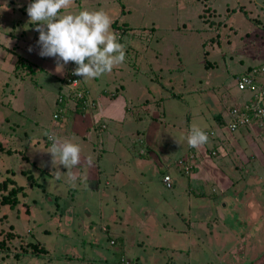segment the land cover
I'll list each match as a JSON object with an SVG mask.
<instances>
[{"label":"rangeland","instance_id":"rangeland-1","mask_svg":"<svg viewBox=\"0 0 264 264\" xmlns=\"http://www.w3.org/2000/svg\"><path fill=\"white\" fill-rule=\"evenodd\" d=\"M32 2L33 0H0V177L3 174V177L11 176L15 172L16 182L27 187V196L16 209H0V229L4 227L7 231L9 222L27 239L26 242H39L47 250L45 256H42V259H49L45 260V264L54 257L60 258L59 255L66 252L68 256L62 257L63 260L55 258L51 264H74V257L71 253L68 254L69 250H73L64 246L74 247L72 242L81 241L74 236H80L89 243L87 251L92 255V251L96 250L98 255H102V252L108 255L107 249L110 250L113 246L110 242L116 241L119 229L130 225L131 236H136L133 226L138 224L141 217L146 222L154 220L155 217L149 219V213L152 212L158 217L155 226L164 225L165 228L163 231L159 230L162 232L161 236L154 242L166 245V255L170 254L174 258L177 256V261H181L184 254L176 253L175 248L178 250V247H183L189 239L199 244L197 241L200 239L194 233L198 232L197 227L191 226L196 218L189 217L188 227V213H185L186 220L178 212L191 209V214L196 213L201 209L198 205L200 201L188 193L174 198L181 191L180 183H185L187 178L174 167H169L168 161L165 162L163 157L171 156L173 160L186 153V131L194 124L199 127L208 126L201 115L222 113L224 116V112L234 104L230 94L242 95L243 98L244 93L241 94L238 90L237 80L246 74L245 70L252 69L255 82L264 87V0H209L213 15L205 12L206 6L201 0H73L71 8L61 10V14L103 10L117 24H111L117 38L124 35L121 44L125 46L126 59L121 65L98 78L84 80L80 77L82 86L89 89L91 99L101 97L102 88L111 95L109 88L115 89L130 83L132 86L137 83L148 84V93L137 89L138 84L136 89L126 90L124 95L131 106L167 98L172 93L178 95L167 98V102L158 110L159 113L156 112L154 117L161 116L159 121H150L153 124L151 132L158 135L156 141L159 152L154 153L156 157L146 159L152 157V154L146 156L145 152L144 160L139 153V148L146 150L144 138L147 134L144 133L140 136L133 135L132 140L120 137V134L117 140L110 137L103 144H98L95 140V147H105L106 150L112 148V151H106L104 155H99L98 152L94 155L102 157L98 156L97 162L104 174H111L113 181H109V185L103 184L106 178L103 176L98 186L85 180L86 177L79 176L76 167L73 169L78 175L75 185L68 183L66 176L57 180L56 170L51 165V154L45 152L50 147V144L45 143L46 133H51L53 125L59 124L60 127L64 122L58 123L52 118L57 98L66 91L60 79L76 65L69 62L64 66L63 74H60L55 70V58L38 55L39 32L27 14V7ZM133 46H139L143 54L134 58L131 50ZM30 47L33 49L31 52ZM159 56L162 61L169 60L172 67L186 62L189 69L165 70L155 63ZM132 61L141 63L142 71L139 73V81L134 83L132 73L138 64L135 62L132 67ZM151 63L152 71L147 66ZM260 66L261 68H256ZM181 80L185 82L181 83ZM181 85L186 86V89L181 88ZM110 95L107 100L102 101L101 106L109 103ZM222 95H227L225 102L222 101ZM116 107L118 106L112 105L108 109L116 110ZM163 108L166 110V118L161 115ZM139 121L140 118H137V122L124 127L125 132L128 127L136 129L145 125V121ZM155 121H158L157 124H154ZM161 122L169 124V127L155 130L154 126ZM62 126L61 129H53V133L61 139L62 133L59 132H62ZM110 127L115 128L116 135L119 127L121 128L118 121ZM73 137L72 141L70 138L69 140L75 144L79 142L84 150V157H93L89 150L92 146L85 143V139L76 135ZM254 145V153L245 162L259 154L258 147ZM7 150H13V154L8 155L4 152ZM230 150L232 149L229 148V154L233 152ZM231 155L232 159L227 158L230 172L226 170L224 173L232 175L239 183L238 188L243 189V182L246 183L249 172L247 174L246 169H241L240 159L233 153ZM180 162L182 160L179 159L178 163ZM192 163L191 160L187 170ZM250 165L256 166L254 170L248 167L249 171L255 173L254 176L260 175L264 186V173L258 171L260 168L256 163L247 166ZM166 167L169 168L173 184L175 180L178 182L172 189L162 183V172ZM22 170L30 172V181L35 180L38 184L36 187L28 188L29 173L24 176ZM60 171L66 173L67 169L61 165ZM193 183L197 184L192 182L191 185ZM96 187L100 188L95 191ZM203 188L205 192L208 191V186L204 185ZM239 189L234 185L231 191L236 193ZM128 213L131 216H127ZM133 213L136 218L132 217ZM120 223L121 226L118 225ZM258 225L259 229L254 228L255 232H260L256 238H250L251 225L247 229L235 226L234 235L249 237L248 244L243 242L248 245L245 254L238 256L239 251L233 250L225 257L220 250L215 249L213 252V249H207L201 253L200 258H204L209 264H264V227ZM106 227L111 229L101 231ZM56 228H59V232ZM198 228L203 236L206 230L200 226ZM113 229L115 237L111 238L109 232ZM94 235L97 237L96 244L90 242ZM175 237L181 245L173 242ZM213 237L216 242L223 240L222 236ZM139 241L146 248L149 240L145 236H139ZM18 242L21 243L20 240ZM56 244L59 246L57 249ZM31 260L33 257H26L18 264H28ZM104 262L105 260L99 264H105ZM0 264H3L1 257Z\"/></svg>","mask_w":264,"mask_h":264},{"label":"crops","instance_id":"crops-1","mask_svg":"<svg viewBox=\"0 0 264 264\" xmlns=\"http://www.w3.org/2000/svg\"><path fill=\"white\" fill-rule=\"evenodd\" d=\"M120 39H123V35L120 38H118L119 41ZM138 40L141 39H136V41ZM119 43H121V41ZM131 50L134 58H136L140 54H143L142 51L140 52L141 48H139V46H133ZM158 59L160 61L156 60L155 63H158L159 66L165 70L172 71V70L180 69L184 71L186 69L187 70L189 69V67H187L186 62L185 63L180 62L178 67L177 66L172 67V64L169 62V60L162 61L160 56L158 57ZM138 63L139 62L137 61V64ZM152 65H153L152 63L150 65L147 64L148 69L150 71H152L151 70ZM141 72H142L141 67L135 66L132 73V75L135 78L133 80V83L135 81L137 82L139 81V73ZM167 79L171 80L168 77ZM137 84L139 85L137 89H142L144 90V92H147L148 84L147 85L145 83H137ZM136 85L132 86V83H130V84L120 85V87H117L115 89L109 88L111 92V95L110 94L109 95L111 96V98L110 100H108L109 103L106 104L105 106H101L102 101L107 100V96L109 95H107L106 93L108 92L105 91L104 88H102L101 97L97 98L100 100V106L98 108H94L90 111H86L81 114L69 113L68 115H66L67 116L66 127L68 128V132H70L71 134L70 135L71 141L74 138L73 135H76L78 138L82 140L85 139L84 140L85 143H88L89 146L90 145L92 146L91 149L89 150L92 151L93 158L95 160L94 166L91 167L90 169H86L83 165L76 167L77 170L76 173L81 177L82 176L86 177L85 180H87L90 183H94L97 186L101 182L102 180L101 178L103 176H106V178L104 177L105 180L103 181L104 182L103 184L109 185V181H112L111 174L109 175L104 174V171H102L101 167L99 166V162H97V159L101 157L99 156L100 153L104 155L106 151H112V148L106 150L105 147L104 148L100 146L95 147L96 145L94 144L95 140H97L98 144L100 143L103 144L104 142L107 141V138L110 137L111 138L114 137V139L117 140L119 138V134L120 137L125 136L127 140L129 139L132 140L131 138L133 135L136 136L141 135L138 133L140 127L136 129H130V127H128L127 132H125L124 127H127L137 122V118H140V121L143 120L147 122V119L145 118L146 113L150 112L154 117V115H156V112H158L159 110L156 109L153 105L155 104L154 101H156L157 99L154 101H145L141 105L133 106V107L131 106V104L127 103L124 94L127 89L130 88L136 89ZM181 88L186 89V86L181 85ZM104 93L106 94V96L104 95ZM113 96H115L116 99ZM166 100L164 102H167ZM112 105L118 106L116 107V110L108 109V107ZM134 107L136 108V110ZM161 115L164 118H166V110L164 108L162 110ZM104 120L106 122H104ZM157 120L159 121L160 117ZM117 121L118 123H120L121 128L119 127V130H117V132L119 133L116 135L115 128L114 127L111 128L110 126L116 123ZM205 121L208 124V126L200 127V128H204V129L221 128L218 131L217 137L213 139L211 145L208 146L216 150L218 152V155L216 157H211L210 155H207V153H205L206 148H204L203 146H200L199 148H195L199 156V158L197 159L198 170L193 176H191V178H187L185 183H183V181L180 183L181 191L174 196L175 198L176 196H181L184 193H188L189 196H192L194 197V199L200 201L198 203L199 207L201 208L200 211L191 214V211L193 210L189 209L188 211H184L183 209L182 213L180 212L178 213L183 217V219H186L185 213H188L187 214L188 227L190 220L189 217L196 218L191 226L197 227L198 232L194 231V233H196L197 238L200 239L197 242H199V244L201 245L196 244L195 242H193V240L189 239L188 242H186L183 245V247H178V250L177 248H175L176 253L179 252L181 254H184V258L179 262L177 261V256H175L174 258L170 254L166 255L168 251L165 249L166 245L154 242V240L158 236H161L162 232L160 231H163L165 229L164 225L155 226L156 222L158 221L157 220L158 217L157 215H155V213L153 215V213L151 212L149 213L150 214L149 219H151V217H155L154 220L150 222H146V220H144V218L141 217L138 221V224L136 226H133L137 234L136 236H131L132 230L130 232V225L124 226L122 229H119L118 232H116V238H115L116 241L114 242V244L116 245L113 244L110 250L107 249L108 255L103 252L102 255L101 254L98 255V250L92 251L94 253L92 255L87 251L89 247V243L85 242L80 236H74L76 237L77 240H81V241L72 242L71 244L74 245V247L64 244L65 247H69L70 249L73 250L71 252L69 250L68 254L71 253V255L74 257V259L72 260L74 264H99L103 260L106 261L105 264H116L120 260V258H125L129 261L134 262V264H204L205 262L206 264H209V262L206 261L204 258L202 259L200 258L201 253H203L204 250L207 249L208 250L213 249L212 250L213 252L215 249H217V251L220 250V253L225 255V257L227 254H230L233 250L239 251L238 256L245 254V252L248 249V245H245L243 242H246V244H248L249 237L246 236L238 237L234 235L235 226H237L236 228L240 227L242 229L243 228L247 229V226L251 225L252 230L250 231V235H251L250 238H256V235L260 233L254 231V228L256 230L259 229L258 224L264 227V191H263L264 186L262 184L263 179H261L260 175L254 176L255 173L249 171L248 167H250L251 170H254L253 168H256V166L254 165L247 166L249 164L256 163V165H258V167L260 168L258 171L264 173L262 171L264 170V130L261 133L260 132L256 133L243 129H240L236 132H229L226 129H223L222 128L223 126L222 127L219 126L218 122L214 120L212 117L207 118V120ZM97 122L101 123V129H102L101 131H98L96 129V126L99 124ZM149 122H147L148 126L145 132V134L147 135L144 138L146 140V142L144 143L146 150H142L139 148V153L141 155L143 154V158L145 156V152H146V156L148 154L149 155L152 154V157H146V159L156 157L154 153L159 152L156 141L158 135H156L154 132L153 133L151 132L153 128H151L152 126H150L149 129ZM158 126H155V130L157 129L163 130V127H169V124L167 123L163 124L161 122L159 123ZM65 138L69 140L68 137ZM77 144L79 145V142ZM253 144H255L254 146L258 147L259 154L257 156H253L252 160L248 159L250 160L249 162L248 161L245 162L247 158H250V154L252 155L253 152L252 148H254ZM229 148L232 149L230 151L231 152L233 151L232 153L237 158L240 159L242 163L240 165V168L246 169L247 174L249 172V177L248 179L245 180L246 183L243 182V184L245 185L243 186V189L238 188L239 185L237 184L239 183L235 181L232 175L228 173L227 175L224 173L227 172L226 170L230 172V166L227 165V158L232 159L233 155H231L232 153L231 154L228 153ZM96 152L99 153L98 155L99 157L97 155H96L97 157L94 156ZM81 156L82 158L84 157V150H82ZM163 158L165 162L169 160L168 157H163ZM146 159L144 158V160ZM168 162H172V161H168ZM168 175L170 174L168 173ZM174 182H175V186H177L178 182L176 180ZM192 182H197V184L193 183V185H191ZM203 184L208 186L207 192L204 191ZM234 185L237 187V189H239L238 191L236 190V193H233L231 191ZM99 188L100 187H96L95 191H97V189ZM259 191L261 192L259 193ZM129 213L127 216H131V214ZM70 215H72V211H70ZM132 217L136 218L134 213ZM66 218H70V217H66ZM118 225L121 226L122 224L120 223ZM198 226L203 227L206 230L203 236H201V232L199 231ZM208 227H209V231H207ZM56 229L59 232L58 230L59 228ZM108 229L111 228L106 227V229H101V231L107 232L109 231ZM243 232L244 231H241V233ZM109 234L111 238L115 237L114 229L112 232L110 231ZM214 235L215 237L222 236L221 238H223V240H219V242H216L213 237ZM139 236H145L149 240L147 242L146 248H143L144 244H141V242L139 241ZM96 241H97V237H95L94 235L93 240H91L90 242L96 244ZM173 242H176V245H181V242L178 241L176 237L173 239ZM58 247L59 246L56 244V249ZM262 248L264 249V247ZM66 253L63 255H59L60 258L54 257L53 259L58 258L63 260V258H65L64 256H68ZM47 258L48 257H44L43 259L35 258V260H31L27 262L28 264H33V263L45 264V260L46 261L49 260ZM106 258L109 260H106ZM53 259H51V261H49L48 264H51ZM65 264L68 263L65 262Z\"/></svg>","mask_w":264,"mask_h":264},{"label":"clouds","instance_id":"clouds-1","mask_svg":"<svg viewBox=\"0 0 264 264\" xmlns=\"http://www.w3.org/2000/svg\"><path fill=\"white\" fill-rule=\"evenodd\" d=\"M72 5L73 0H33L28 5L30 22L39 32L38 55L55 58V70L60 74H63L65 65L73 62L76 67L72 74L84 80L110 73L126 59L125 46L118 42L112 31L110 16L103 10L61 14L62 9H69ZM32 50L30 47L29 51ZM46 135L51 143L45 152L51 154L55 178L66 176L68 183L75 185L78 177L73 169L81 165L90 169L94 166V158L91 155L82 158L81 147L68 139L51 133ZM186 140L190 147L199 148L208 142V135L194 124ZM61 165L67 169L66 173L60 171Z\"/></svg>","mask_w":264,"mask_h":264},{"label":"trees","instance_id":"trees-1","mask_svg":"<svg viewBox=\"0 0 264 264\" xmlns=\"http://www.w3.org/2000/svg\"><path fill=\"white\" fill-rule=\"evenodd\" d=\"M201 2L204 6H206V8H205L206 10L204 9L205 12H210L211 15H213L214 11L209 8V5H210L209 0H201ZM112 24H114V26L117 25L113 21H112ZM124 27H125V25H124ZM122 40L123 39H120V41H122ZM135 62L137 63V61H132V67L135 66V64H134ZM140 65H141V63H138V66H140ZM256 68L259 69V68H261V66L256 67ZM72 71H73V69L68 70L65 77L63 76L64 78L60 79L61 84L64 83V85L66 87V91H65V93H61L62 97H63L62 102L59 103L58 98H57L56 103H55L56 104V111L55 112H57L59 109H64L63 115L59 119H54L52 116L53 120L57 121L58 123H62V121H64L63 126L60 125V127H59V124H56L55 126L54 125L52 126V129L50 128L51 133L55 134V133H53V129H57V128L61 129V126H62V132H59V133H62V139L63 138L66 139L65 137L70 138V135H71L70 132H68V128L66 127L67 126V116L66 115H68L69 113L81 114V113H84L86 111H90L94 108H98L100 106L99 99H94V98L91 99L92 96H91V93L89 92L88 89L81 86V89L83 91V96L81 98H79L75 95V91L66 85L67 75H69V73H71ZM251 71H252V69L249 68V69L245 70V73H249ZM171 82L174 83V81H172V80H171ZM180 82L183 83L185 81L181 80ZM106 94L109 95L108 93H106ZM106 94L104 93L105 96H106ZM230 95H231L230 99L232 100L231 101L232 103H235V104L238 103L236 106L241 105L242 95L241 96L232 95V94H230ZM226 96L222 95L223 100L222 99L221 100L223 102L226 101V98H225ZM169 97L175 98V97H178V95L172 93L171 96H169ZM169 97H167V98H169ZM167 98L166 97L160 98V99H157L156 101H154V103H155V104H153L154 107L156 109H160L159 107H162L163 102ZM158 103H160V104H158ZM230 108H231V106H230ZM230 108H229V110H230ZM229 110L227 112L223 111L224 113H226V115H224V116L222 113L212 114L210 116L218 122L219 126L224 127L230 121ZM55 112L53 113V115L55 114ZM57 113H59V112H57ZM150 114L151 113L147 112L145 115L147 122H149L151 120H157L158 119L156 117L153 118L152 117L153 115L151 114L152 115L151 116ZM210 116L201 115V117H203L205 120H207V118H209ZM188 119H189V117H188ZM224 119L225 120L227 119L226 122H224ZM58 120H61V121L59 122ZM99 122H97V123H99ZM104 122H106V121L104 120ZM147 122H145V125L139 129V132H138L139 134H143V133L145 134L147 126H148ZM156 122H158V121H155L154 124H156ZM151 124L152 123L149 122V125H151ZM96 129L98 131L102 130L101 129V123H99L96 126ZM202 130H205V129H202ZM248 130L252 131V132H256V133H259V132L261 133L264 130V126L261 129L252 128V129H248ZM189 131L190 130L186 131V135ZM45 140H46V142H45L46 144L49 145L51 143L48 139V136ZM141 144H142V142H141ZM204 145L205 146L202 145L204 148H206V149L210 148L213 150L212 147H208L209 144L208 145L204 144ZM210 149H208V150H210ZM4 152H6L8 155L13 154V150H7ZM190 153H195L196 162L190 167V170L188 171V173H185V170L183 169V164L181 163V165H179L178 160L179 159L180 160H187L188 155ZM141 156L143 157V155H141ZM168 158H169V160H167V161H172V162H167L168 166L174 167L179 172H181L182 175L185 176L186 178H191V176H193L196 173V171L198 170V165H197V159L199 158L198 153H197L195 148L190 147L189 145H187V148H186V155L178 157V158L173 159V160H172L171 156H169ZM27 161L29 162V159H27ZM168 172H169V168L166 167L165 170H163V172H162V179H163V176L168 175ZM21 173L24 176H27V174L29 173V175L27 177L29 179V185H28L29 189L36 187L38 185L37 183L34 182L35 180H33L32 182L30 181L31 174L29 171H23L22 170ZM15 174L16 173L14 172V174L12 173L11 176L7 175L5 177H3L5 175V174H3V176L0 177V209L2 208V210L3 209H7V210L16 209V207L21 204V201L23 199L25 200V198L27 196V193L25 191V189L27 187L21 186L16 182V180H15L16 175ZM174 186H175V184L172 185V188ZM172 188H170V189H172ZM55 199H57V197H55ZM26 212H27V210H26ZM5 216H6V214H5ZM6 221H7V219H6ZM7 223L9 224V225H7V229H6L7 231L4 230V227L0 229V257H1V262L3 264H17V263H19L20 260H23L26 257H30V258L33 257V260H35V258L40 259V258H42V256H45V254L47 253V250L44 247H42L39 242H37V241L26 242L27 239H24L22 237V235H20V233H18L17 230H15V227L13 225H11L9 222H7ZM18 240H20L21 243H19ZM23 240H24V242H23ZM16 244H18L20 246L16 247L17 246ZM11 256H13V258ZM11 260H14V261H11ZM116 264H120V262L118 261Z\"/></svg>","mask_w":264,"mask_h":264},{"label":"built area","instance_id":"built-area-1","mask_svg":"<svg viewBox=\"0 0 264 264\" xmlns=\"http://www.w3.org/2000/svg\"><path fill=\"white\" fill-rule=\"evenodd\" d=\"M253 71V70H252ZM251 71V72H252ZM251 72L246 73L245 75L241 76L239 80H237V88L244 96L241 101V105L236 106L238 103H234L231 105L229 110L230 121L223 129H226L229 132H236L240 129L248 130L252 128L261 129L264 126V87L258 85ZM66 85L75 91V95L79 98L83 96V91L81 89V80L79 76H75L71 73L67 75ZM63 100L62 94L58 97V102L61 103ZM64 109H59L53 115L54 119H59L63 115ZM104 127V126H103ZM219 129H205L208 135V142L206 145L211 144L213 139H215L218 135ZM205 146V145H203ZM205 153L210 155L211 157H216L218 152L216 150H208L205 149ZM193 161L192 165L196 162L195 153H190L188 155L187 160H182L181 163L183 164V169L185 170L186 167ZM191 167V165H190ZM190 168L185 170V173H188ZM162 183L168 189L172 188L173 182L171 180V176L165 175L163 177ZM111 245L114 244V241L110 242ZM120 264H134V262L129 261L125 258H121L119 260Z\"/></svg>","mask_w":264,"mask_h":264}]
</instances>
